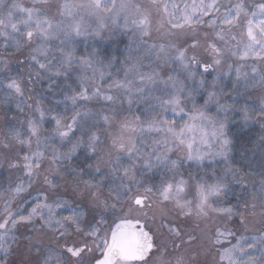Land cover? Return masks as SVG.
Here are the masks:
<instances>
[{
	"label": "snow or ice",
	"instance_id": "6c2138e0",
	"mask_svg": "<svg viewBox=\"0 0 264 264\" xmlns=\"http://www.w3.org/2000/svg\"><path fill=\"white\" fill-rule=\"evenodd\" d=\"M36 2L44 7L20 9L27 12V19L11 23V12L8 23L0 19V25H10L12 32L19 34L0 31V36H10V45L18 51L26 46L28 52L27 81L23 82L22 76L0 77V89L9 90L6 97L13 92L22 96L26 90L32 91L27 85L47 80L46 91L55 100L45 109L43 95L37 93L40 98L34 105L28 104V135L22 137V132L12 126L0 138V158L7 169L26 177L13 180L9 175L0 180V253L4 258L10 252L5 247L9 235L15 241L16 229L31 226L37 234L52 233L60 245L58 254L47 249L44 264H51L53 258L57 264H85L86 254L94 251L103 257L97 258L96 264H186L183 256L169 252V248L180 249L185 244H198L197 256H206L215 248L213 264H264V234L253 237L259 247L250 243L249 251L241 246L245 237L228 227L241 197L237 196L235 205L215 199L230 193L224 176L214 171L215 182L210 184L201 177L195 185L194 208L193 201L185 198L191 185L182 177L177 179L181 156L197 163L205 158L231 159L229 152L234 145L226 135L227 114L240 111L248 120V111L239 108L237 97L249 88L264 89V19L260 18L264 17V0H251L250 4L229 0L226 7L220 0H192L184 2L182 8L166 0H85L57 4L59 20L48 15L52 10L48 0ZM221 7H225L224 12ZM153 12L160 16L155 27ZM164 17L169 27L162 31ZM18 24L27 31L21 32ZM118 29L130 31L132 43L115 74L108 71L114 66V58H100L95 49L77 56V38ZM249 60L253 62L247 63ZM0 64H6L2 57ZM162 67L171 70L162 74ZM245 67L250 71H242ZM60 77L64 83L56 87ZM225 78L231 81L230 88ZM54 87L62 99L56 98ZM229 98L230 104L226 102ZM93 100L99 107L89 106ZM69 103L70 117L55 108L64 104L67 112ZM134 104L145 107L129 118L124 113H132ZM213 106L215 112L211 111ZM17 108L24 110L20 103ZM260 113L264 116V103ZM46 124L51 125L47 130ZM81 149H87L82 157ZM173 153L178 154L176 159ZM256 166L264 192V145ZM229 173L236 178L230 166L225 176ZM85 176L89 179H83ZM243 181V177L236 180L246 190ZM62 187L71 189L70 197L61 196ZM29 189L36 195L25 208L29 201L21 194L31 195ZM18 198L23 203L13 207ZM252 200H260L264 208V195L254 193ZM225 203L229 206H218ZM244 207H248L247 201ZM149 219L153 224L160 221L159 237L149 228ZM116 220L121 223L112 228ZM209 220L215 224L214 233ZM28 239L24 247L30 254L35 242L33 237ZM252 252H259L260 257Z\"/></svg>",
	"mask_w": 264,
	"mask_h": 264
},
{
	"label": "rangeland",
	"instance_id": "374dc122",
	"mask_svg": "<svg viewBox=\"0 0 264 264\" xmlns=\"http://www.w3.org/2000/svg\"><path fill=\"white\" fill-rule=\"evenodd\" d=\"M85 2V0H48L49 5H51L52 10L48 13L49 16L56 15V5L57 4H75V3H82ZM119 2V0H118ZM135 2H140L139 0ZM167 3L171 4L173 2L177 3L181 8L183 7L184 2L191 3L192 0H166ZM199 2V0H197ZM258 3L259 0H256ZM220 3L224 5L225 7L228 5L229 0H220ZM246 4H250L251 0H245ZM15 6V7H14ZM44 5L37 3L36 0H0V19H4L6 23H8L7 17L9 12L12 13L11 17V23H18L19 21L23 19H27V12H21L20 9H28V8H43ZM225 7H221L220 11L224 12ZM64 19H70V17H63ZM87 18V17H85ZM261 19H264V17H260ZM56 19L59 20L61 17L56 15ZM167 17H164V31L169 27L167 24ZM160 20V16H158L155 12H153L152 15V24L155 27ZM94 23V21H93ZM123 21L121 20V24ZM21 32H26L27 28H25L22 24H18ZM35 25L33 24L32 27ZM0 31H5L10 33L13 36H18V33H13L10 25L5 28L3 25H0ZM239 32V29L236 30ZM155 34V33H154ZM131 32L125 31L123 29L114 30L112 32H109L108 30H104L100 36L92 37L89 36L87 38L79 37L76 39V54L79 57L82 54H86L87 52L92 51L95 49L98 53L100 58L109 57L114 58V66L111 69H108V71H111L113 74L117 72V69L121 67L120 62L123 61L127 54H128V48L132 41L130 40ZM121 39L123 41V46L120 48L119 55H103V47L105 45L115 43L117 39ZM11 37H4L0 36V57L3 58L4 61H6V64H0V77H23V82H26L28 79V62H27V47H22L19 51L16 49L14 44H9ZM235 59V58H231ZM253 61L249 60L247 63H252ZM107 63V61H105ZM243 63V62H240ZM145 64H147V61H145ZM226 64L224 65L226 70ZM168 67H162L160 69L162 74H166L168 71H170ZM242 71H250L248 67H245L242 69ZM213 73L212 75H214ZM90 75V73H89ZM233 77L235 76V73L233 71L232 73ZM123 73H120V77L122 78ZM166 78V75H165ZM58 79V84L56 87L59 86V84L64 83V78L60 77ZM199 79V77H197ZM208 80H211V76H208ZM5 84L8 82L7 79L4 80ZM225 82L229 85V88L231 87V81L225 78ZM48 81L47 80H41L39 82H36L32 85H27L28 88L32 89V91H25L22 96L16 95L14 92L11 96H7L8 89L3 88L0 89V138H3V136L8 132L9 127L14 126L17 130H20L22 132V137H26L28 135L27 133V124L26 120L30 115V110L28 109V104H35L36 99L40 98L37 97V93H42L44 96L46 94V89L48 87ZM74 86H77L78 89V82L74 81ZM39 86L42 87V89H39ZM54 87V88H56ZM229 89L226 88L225 92H227ZM58 92V91H57ZM59 93V92H58ZM68 94H71V90H69ZM56 98H61L62 96L60 93L58 95H55ZM28 97H32L33 99L29 100ZM48 100H47V99ZM5 100L7 102H5ZM48 102H47V101ZM238 100V106L241 109H247L249 119L245 120L243 112L236 111V112H228L227 114V122H226V135L227 137L232 141V132L231 127L235 126H242V127H254L256 128L258 135L260 139L264 138V116L260 113V107L262 106V103H264V89L260 88H249L248 91L237 97ZM222 102H225L222 100ZM227 103H232L231 98L227 99ZM20 103L23 107V111H20L17 108V104ZM83 103V102H82ZM198 103H203V99L199 98ZM55 104V100L53 98L52 94H49L47 97H43V106L45 109L50 108ZM90 107L96 108L99 107L97 102L95 100L88 102ZM127 107V105H125ZM145 107V105H133L132 113H124V115L129 116V118L132 117L133 114H138V109H142ZM191 107V105H189ZM55 108L57 111L64 113L66 116H71V104L68 105V111H64V104H56ZM212 112H215V107L213 106L211 109ZM38 116V114H34ZM171 116V113H169ZM224 114H221V118H223ZM21 122H24L23 124ZM178 123H182V121H178ZM51 125L46 124L45 129L47 130L50 128ZM114 131H119L118 129H113ZM147 139V138H145ZM148 143H151L150 139L147 140ZM20 147V146H17ZM25 147V151H26ZM66 150V149H62ZM83 154L81 157L87 152V149H81L79 152ZM176 153L172 154V158H177ZM229 155L231 157L230 160L224 161L222 158H216L215 160L211 158H205L202 162H195V161H187L184 160L181 156L182 160V167L179 168V175L177 176V179L183 178L184 180L188 181L191 187L186 191L185 198L188 200L193 201V208L195 207V185L197 182H200L201 177L204 178L205 183H214L215 179L213 178L212 174L215 171L217 176H224L225 183H228L230 186V193L228 197H218L215 199H221V200H227L229 202V199L234 197L237 199V196L240 197L243 195V190L241 188V185L236 182V180L240 179L241 177L244 178L243 183L247 186L245 193L247 195V204L248 207H244V203L240 205V207L236 210V214L233 216L232 220L228 222V227L232 229L233 232H235L237 235H243L245 237L244 241H241V246L244 247L246 250L247 245L250 243H257V246L259 247L258 242L253 240V237H258L261 234H264V208L261 207V201L252 200V195L254 193L264 195V192H261V175L260 173H255L252 175H248L249 178H245L244 175H241L239 170L237 169V164L234 162L232 155V148L230 149ZM92 163H95V161H91ZM67 163V162H66ZM231 167L236 172V178L234 179L232 174L229 173L227 176H225V171L228 167ZM9 175L12 176V179L15 180L17 176H20L21 178H24L26 180V177H23V173H17L15 170H9L7 169L6 163L3 161L2 158H0V180H6ZM171 175V174H170ZM83 179H89L88 176H85ZM9 185L7 182L4 183V188H7ZM233 186V188H232ZM36 187V186H35ZM34 188V185H33ZM3 189H0L2 191ZM31 192V189H30ZM36 194L29 195L28 193H22L21 196L29 201V203L25 204V208L30 207L31 203L34 202L32 200V197H34ZM61 196H71V189L70 188H61ZM18 203H23V200L18 198L17 200L13 201V207L16 206ZM255 203L256 207L253 209L252 204ZM227 207L229 206L228 203L218 205ZM240 213H243V217L240 215ZM23 214H26L23 213ZM64 215H67L68 213H63ZM111 219V218H110ZM243 219V223H241V220ZM194 220V217H193ZM219 222V218L218 221ZM37 226L39 227V220L36 221ZM121 223L120 220H116L114 223H111V227L115 228L116 224ZM149 228L152 230V232H155L157 234V237L160 236L159 227H160V221L158 220L155 224H153L152 220H148ZM203 223L201 224V227H203ZM208 226L214 233L215 231V224L213 221H208ZM105 228L108 227L107 224L104 225ZM146 231L148 229H145ZM46 231V230H45ZM164 232H167V229H164ZM110 234V233H109ZM198 234V232H197ZM14 235L16 237L15 241L12 239V234L9 235V237L5 241V247L10 248V252L6 258H4L3 253H0V261L3 262V264H44V258L48 255V248H52L58 250L60 248V245L56 244V241L52 239V233L48 232L46 235L41 232L40 234H37V232L32 231L31 226L27 227H19L14 231ZM29 237L34 238L35 247L32 249V252L29 254L27 249L24 247L29 243ZM83 237H73L72 239H82ZM185 240H187V237H184ZM232 243H235L236 240L234 237L230 238ZM177 244H180L181 241L179 239L176 240ZM207 244V242H204ZM61 245L64 244V241L62 240L60 242ZM93 248H95V245H92ZM24 249V259L22 260V263H20L19 259L17 261L14 260V258H17L19 254H21V250ZM200 248L197 245L189 246L188 244L183 245L180 249H172L169 248V252L173 256H183L185 259L186 264H213V257L216 255L215 248H212L211 251L205 256L203 254L197 256L196 252H199ZM251 251V250H249ZM43 253V255H41ZM252 255L256 256L257 258L260 257L259 252H252ZM21 257V256H20ZM19 257V258H20ZM86 257H88V260L91 259H97L102 257V253L100 251H94L93 253H87ZM87 259V258H86ZM24 261V263H23ZM51 264H57L55 258L51 261ZM130 264H138V262H133ZM151 264V261L149 262Z\"/></svg>",
	"mask_w": 264,
	"mask_h": 264
},
{
	"label": "trees",
	"instance_id": "16d2710c",
	"mask_svg": "<svg viewBox=\"0 0 264 264\" xmlns=\"http://www.w3.org/2000/svg\"><path fill=\"white\" fill-rule=\"evenodd\" d=\"M121 39L123 38L117 39L115 43L113 42L112 44L105 45L102 49L103 55H110V54L119 55L120 48L123 46L122 44L123 41ZM39 89H42V87L39 86ZM53 92L55 93V95L59 94L56 91V88L53 89ZM49 94L50 93L46 92V94L43 97H47ZM231 128H232L231 129L232 142L234 145V147H232V152H233L232 158L234 162L237 164V169L239 170L240 174L244 175V177L248 179L249 178L248 175H252L258 172L260 173V169L259 167L256 166V162L259 161V150L261 146L264 145V138L262 139L259 138L260 135H258V132L254 127L246 128L242 126H235ZM82 154L83 152L80 153L79 156L81 157ZM35 186L36 185H34V188ZM30 193L36 194V192L33 191L32 189ZM240 197H241L240 199V205H241L242 203L247 201L246 200L247 195L244 190H243V195H241L240 193ZM229 203L235 205L237 203V199L232 197L231 199H229ZM24 251L25 250L22 249L21 254H19L17 258H14V260L17 261L19 259L20 263H22V260L25 257L24 255L22 256ZM95 261H96L95 259L88 260V257H85V264H94ZM128 264H130V262H128Z\"/></svg>",
	"mask_w": 264,
	"mask_h": 264
},
{
	"label": "water",
	"instance_id": "95a60500",
	"mask_svg": "<svg viewBox=\"0 0 264 264\" xmlns=\"http://www.w3.org/2000/svg\"><path fill=\"white\" fill-rule=\"evenodd\" d=\"M101 259L103 258V257H100ZM130 262H135V261H130ZM94 264H96V261L94 262Z\"/></svg>",
	"mask_w": 264,
	"mask_h": 264
}]
</instances>
